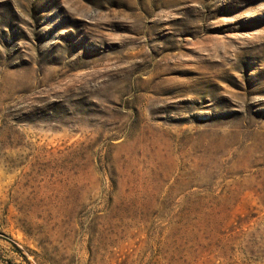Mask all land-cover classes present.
I'll return each instance as SVG.
<instances>
[{
	"label": "rangeland",
	"instance_id": "1",
	"mask_svg": "<svg viewBox=\"0 0 264 264\" xmlns=\"http://www.w3.org/2000/svg\"><path fill=\"white\" fill-rule=\"evenodd\" d=\"M0 264H264V0H0Z\"/></svg>",
	"mask_w": 264,
	"mask_h": 264
}]
</instances>
